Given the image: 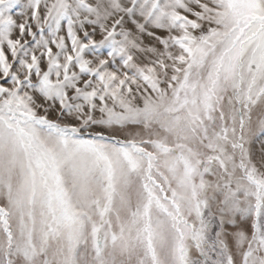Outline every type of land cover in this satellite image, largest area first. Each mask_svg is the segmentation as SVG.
I'll return each instance as SVG.
<instances>
[{"label":"snow or ice","instance_id":"obj_1","mask_svg":"<svg viewBox=\"0 0 264 264\" xmlns=\"http://www.w3.org/2000/svg\"><path fill=\"white\" fill-rule=\"evenodd\" d=\"M0 264H264V0H0Z\"/></svg>","mask_w":264,"mask_h":264}]
</instances>
